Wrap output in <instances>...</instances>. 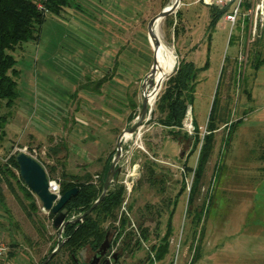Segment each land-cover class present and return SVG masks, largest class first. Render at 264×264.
Instances as JSON below:
<instances>
[{"label": "rangeland", "instance_id": "374dc122", "mask_svg": "<svg viewBox=\"0 0 264 264\" xmlns=\"http://www.w3.org/2000/svg\"><path fill=\"white\" fill-rule=\"evenodd\" d=\"M69 1L79 7L83 17L76 15V19L66 22V19L49 12L45 15L39 39L22 42L11 51L16 59L15 68L19 70L16 78L18 104L21 98L36 104L38 90L36 84L31 82L34 79L36 60L39 59V62L43 61L52 68L59 62L65 63L64 74L67 72L66 75L78 82L76 80L82 64L94 63L103 55L108 33L101 7L92 4L93 0ZM173 1H105L109 6L115 7L110 8L111 24L108 25L111 52L109 56L104 57L111 66L101 79L112 74L119 63L118 68H124L123 76L127 84L126 93H121L119 99L110 101L109 122L102 123L96 119L95 127H89L91 133L97 135L100 140L103 137L106 141V123H109V142L100 146L98 151L91 152L88 160H83L69 150L70 147L65 142L66 137L61 136L62 132L69 133L72 126L77 124L76 119H73L74 113L78 115L84 111L85 101L78 93H82L81 89L89 90L93 83L98 81L96 80L89 82L87 88L84 87L86 83H80L76 87L69 106L65 107L68 114L59 117L58 134L52 136L49 141L47 137L46 141H40L37 137L29 138L28 128H35L38 122L28 121L27 130H22L20 136L14 138L7 134L0 138V160L4 162L23 147L36 149L37 160L47 175L49 166H55V172L50 173L53 180L59 177L61 164L64 163L67 172L78 175L90 173L93 181L97 182L105 159L116 150L117 136L135 122L141 106L142 82L149 73L153 59L156 54L165 55L161 63L163 65L170 57L168 51L155 41L154 44H149L147 24L150 18ZM90 19L96 22L93 23ZM209 21L210 7L199 0H180L176 10L162 19L158 28L162 40L173 49L176 56L175 67L181 58L192 61L197 67H202L207 62L198 73L194 107L192 111H188L187 119L184 120L185 129L190 119L194 118L200 134L205 133L207 117L218 87V129L197 195L190 206L191 209L197 210L203 207V222L194 232L191 216L185 217L188 207L187 193L181 194L177 198L172 220L174 231L169 252L161 261L155 260L154 256L152 258L153 253L149 248L157 242L156 231L162 235L165 230L167 211L173 207L181 179L185 177L187 188L191 183V174L184 172L183 163L194 166L197 151L193 149L192 140H184L183 137L179 139L181 141L173 139L168 134V129L156 122L158 113L152 115L150 112L137 131L128 138L123 137L121 142L122 157L118 162L120 172L116 184L130 178V190L126 188L123 201L115 212V220L110 219L105 223V227H108V239H112L114 227H118L119 220L125 218L124 232L132 230L135 235L130 240L129 247H124L125 243L121 241L117 243L119 246H115L119 247V254L122 256L118 264H189L196 244L199 245L201 253V258L196 264H264V169L263 162L258 158L261 148L264 147V64L257 70L254 68V50H257L255 43L250 45L245 62L238 59L242 38L240 35H243V44L247 37V21L243 28L241 24L232 27L221 17L212 29L208 27ZM71 22H75V25H71ZM62 52L72 58H65ZM258 54L263 56L262 53ZM172 73L173 71L166 75L159 89L157 87L152 110L164 88V82ZM100 85L102 86L103 82ZM132 113H135V116L129 121L128 116ZM238 119L241 120L238 122ZM231 123L235 125V129L230 141L226 142L225 137ZM77 128L76 137L80 138L82 129L79 126ZM102 128L105 136L101 135ZM53 140L55 141L52 142ZM52 145H59L60 149L54 153L49 149ZM146 159L154 161L156 173L165 180L162 185L150 186L148 182L140 179L143 171L141 166ZM13 171L19 175L16 169L13 168ZM11 184L12 189L5 183L2 184L5 206L0 204V237L4 239L10 251L17 249L31 257L33 264H37L58 241L59 236L51 225L52 220L48 218V212L43 210L35 195L39 209L34 218L46 227L42 230L41 237L38 235L22 207L23 204L27 206V200L13 179ZM139 223L149 229V240L141 241V246L137 247L135 239L139 235ZM26 236L31 239V243L27 242ZM92 253L90 249L84 248L79 252L78 258L86 261ZM147 255H150L153 261ZM58 260L62 264H69L65 254H61Z\"/></svg>", "mask_w": 264, "mask_h": 264}, {"label": "trees", "instance_id": "16d2710c", "mask_svg": "<svg viewBox=\"0 0 264 264\" xmlns=\"http://www.w3.org/2000/svg\"><path fill=\"white\" fill-rule=\"evenodd\" d=\"M38 0H0V138L6 135V125L14 114L15 108L18 104L19 93L17 85V76L19 70L15 68L16 59L11 54V51L22 42L30 40L37 41L39 39V32L45 20L46 13L37 8ZM45 8L50 13L59 14L64 6L71 5L69 0H46L44 2ZM224 10H219L215 7H210V21L208 24L209 29H212L218 20L222 17ZM177 28H175V31ZM258 41L255 42L256 45ZM254 68L257 70L263 63L264 57H260L258 52H254ZM207 65V62L202 67H197L192 61L185 58L178 60L177 67L174 68L173 73L170 74L164 82L159 97L155 101V108L151 111L152 115L157 112L156 122L161 126L168 129V134L178 141L181 137L184 140H192V146L197 151L196 162L194 166H188L183 163L184 172L191 174V183L187 188L185 177L181 179L180 189L173 200V207L167 211V220L165 223V230L162 235L156 231L157 242L152 244L149 250L153 253L154 259L161 261L168 254L170 249V239L173 235V216L175 207L177 205V198L184 192L187 193V208L185 217L191 216V224L194 232L196 228L203 222V207L199 210L196 208L191 209L195 196L199 189L203 172L205 171L206 164L213 149L215 140V132L218 129L216 122V109L218 102V87L213 97L212 106L207 117L206 131L203 135L200 134L199 126L194 118H192L193 131L189 133L184 128V120L187 117L188 111L193 110L195 91L198 84V73ZM105 79H99L94 84L98 88ZM88 84V85H87ZM89 86L86 83L84 87ZM250 97V94H248ZM135 116L132 113L128 116L131 121ZM151 120L153 117L150 118ZM241 119H238L239 122ZM235 125L228 128L225 141L231 139V135ZM64 143V142H63ZM61 145V144H60ZM65 150V144H63ZM56 153L60 148L59 145H54L50 148ZM115 151H112L104 161L101 172L98 174L97 182L93 181L92 174L84 173L82 175L69 173L64 168V163L61 164V171L56 181L60 186V194L65 191L76 187L77 192L61 209L66 214V219H72L79 214L86 211L94 201L99 197L103 188V182L106 177L107 170L111 164L112 157ZM15 153L11 154L4 162L0 160V204L5 206V195L3 192L2 184L5 183L9 188H13L11 179L14 180L17 188L22 192L23 197L27 200V206L22 205L23 210L34 226L38 235H42V230H45V224L38 222L34 218L39 209L36 201L35 194L25 185L20 175H16L13 168L19 173V167L15 160ZM259 160L264 162V147L261 148ZM142 174L140 179L148 182L150 186L162 185L165 181L161 175L155 171L154 161L146 159L142 163ZM48 177L52 180L50 173L55 172V166L50 165L48 170ZM126 192L125 185L118 183L114 187L109 188L107 194L103 199L92 209V211L84 217V219L68 222L61 235L65 239L62 243L60 250L56 253L47 264H62L58 258L61 254H65L68 258L67 263L78 264V254L84 248L96 252L106 235L109 237L108 227H105L110 219L115 220V212L121 205ZM170 202V200L168 201ZM130 209V207H129ZM54 214L49 212L48 218L53 219ZM126 219L119 220V226L114 227V235L112 239H108L109 246L114 247L118 241L124 242V247H129L130 240L134 238L135 233L132 230L124 232ZM52 225V223H51ZM53 227V225H52ZM201 227V226H200ZM58 234V229L54 227ZM137 239L135 245L141 246V241L149 240V229L143 227L141 223L138 224ZM199 234L201 229L198 231ZM28 243H31L29 237H25ZM128 240L129 242H126ZM58 241L49 249V251L41 257L37 264H41L45 257L54 249ZM151 259L150 255H147ZM201 258L200 247L195 245L193 256L189 264H196ZM153 261V259H151Z\"/></svg>", "mask_w": 264, "mask_h": 264}, {"label": "crops", "instance_id": "0c3cea01", "mask_svg": "<svg viewBox=\"0 0 264 264\" xmlns=\"http://www.w3.org/2000/svg\"><path fill=\"white\" fill-rule=\"evenodd\" d=\"M105 1L106 0L92 1V4H94L96 7H101L102 15L103 17H105L107 22V25H104H106L107 27L108 42L106 45H104L106 47L103 48V55L99 56V58L95 60L94 63L89 62L82 64L79 76L77 77L78 80H76L78 82L72 80L70 75H66L67 72L64 74L65 63L59 62L55 64L54 69L46 63H43V61L39 62V59L36 60V70L33 74L34 79H32L31 81L32 83L36 84L38 90L36 104L30 103L24 98H21L22 100L19 101L18 107L16 106L13 116L6 125V135L10 134V136L14 138L20 136V132L22 130H27L28 121L36 120L38 124H35V128H28L27 130L29 131V138L35 139V137H37L40 141H46L45 139L47 137L49 141L52 136L58 134L59 132L60 115L65 117L68 114L65 107L69 106L70 98L71 96L75 95L76 87H78L80 83H93L96 80L105 77L106 73L108 72L111 66L109 62L105 61L104 59V57L109 56L111 52V38L108 27V25L111 24L110 8L115 7L112 5L109 6L108 2ZM80 13L81 12H79V7H76L71 4L69 6L62 7L59 14L57 15L59 18H64L66 19V22H69L73 18L76 19V15L80 17L84 16ZM85 18L87 19V17ZM90 21L93 23L96 22L94 19H90ZM103 22H105L104 18ZM71 23V25H75V22ZM85 35L87 36V34ZM256 45L257 46L254 47L257 50H254V52L262 53V57H264V28L262 31V36L258 40V43ZM62 55L65 58H72L71 55H68L63 52ZM262 64H264V61ZM118 67H120L119 63L116 66V70L113 71V73L115 72V74H109L107 78H105V81H103L102 86L100 85L98 88H95L93 84L89 90L81 89L83 90L81 91L82 93L78 94L79 96H82L85 101L84 111L79 113L78 115L77 113H74L73 119H76L77 124L72 126L71 130L68 131L69 133L62 132L61 134V136L66 137L67 140L65 142L70 147L69 150L73 151V153H76L83 160H88V157L89 155H91V152L98 151V148L100 146H104L105 143L109 142L111 127L109 123H106L108 124V128L106 130V141L103 139V137L100 140L97 135L91 133L89 127H95L96 124L94 121L96 119H99V121L101 120L102 123H105V121L109 122L111 113L110 101H112L113 99H119L121 93H126L127 84L123 76L124 68L119 69ZM56 68H59L60 70ZM78 126L82 129L80 130L82 132L80 138L76 137ZM101 135L105 136L103 128ZM54 141L55 140H53L52 142ZM52 142H50V146ZM0 264H33V259L29 256L24 255V253L19 252V250L17 249L10 251V249L8 248V252L0 256Z\"/></svg>", "mask_w": 264, "mask_h": 264}, {"label": "water", "instance_id": "95a60500", "mask_svg": "<svg viewBox=\"0 0 264 264\" xmlns=\"http://www.w3.org/2000/svg\"><path fill=\"white\" fill-rule=\"evenodd\" d=\"M180 0H174L173 3L169 6L163 8L158 14L150 18L147 24V33L148 38L154 39L156 44L159 45L158 38L156 36L155 28L157 22L164 19L166 16L173 13L176 8L179 6ZM156 60L153 59V63L149 70V73L145 76L142 82V100L140 110L135 117V122L131 127L125 128L116 139V150L114 156L112 157L111 164L107 170L106 177L103 182V188L99 197L94 201V203L83 213L79 214L77 217L72 219H66V214L61 211L63 206L70 200V198L76 194L77 188L73 187L59 196L51 192L49 187V177L47 175L44 167L30 155L25 153L24 151H17L15 154V160L19 167V175L23 180L25 185L37 196L39 199L43 210L48 213L51 212L55 216L52 219L53 227L58 229V243L54 247V249L45 257L41 264H47L48 261L60 250V247L65 239L61 238L64 226L71 221L83 220L86 215H88L92 209L103 199V197L107 194L110 186L114 187L118 181V175L120 172V166L118 162L122 157V139L124 134L127 133L129 135L135 133L137 129L142 125V122L147 119L148 114L151 112V107L148 105V99L145 96V92L150 86L158 89L161 87L164 79H160L158 81H151L150 76L154 74L156 68ZM166 76H164L165 78ZM109 247L108 235H106L105 240L101 244L100 248L96 251L94 257L92 258L90 264H97L100 260L101 256L105 253L106 249ZM116 258V256H115ZM102 264H110L108 259L104 260Z\"/></svg>", "mask_w": 264, "mask_h": 264}, {"label": "built area", "instance_id": "2783aa9c", "mask_svg": "<svg viewBox=\"0 0 264 264\" xmlns=\"http://www.w3.org/2000/svg\"><path fill=\"white\" fill-rule=\"evenodd\" d=\"M46 0H38L37 8L40 11L49 13L47 8H45L44 2ZM203 2L208 7H215L219 10H224L222 18L229 22L232 27L236 24H241V28L244 27L245 22L248 24V32L245 43L243 44L242 38L239 46V54L238 59L246 61V58L249 53V47L252 46L256 41H258L262 36V31L264 28V0H199ZM242 36V33L241 35ZM243 37V36H242ZM188 114V113H187ZM187 119V118H186ZM185 119V120H186ZM189 133L193 131L192 120L190 119L189 124L186 129ZM24 151L32 158L37 160L38 152L36 149H28L27 147H23V149H19ZM30 150V151H29ZM38 161V160H37ZM50 191L56 193L58 196L60 195V186L56 180H50ZM123 184L125 188L130 190L131 180L124 179ZM126 214L128 215V211L124 208ZM143 242V241H142ZM8 252V246L6 245L4 239L0 237V256L4 255ZM153 258V255H152ZM175 264V263H174Z\"/></svg>", "mask_w": 264, "mask_h": 264}, {"label": "bare ground", "instance_id": "6f19581e", "mask_svg": "<svg viewBox=\"0 0 264 264\" xmlns=\"http://www.w3.org/2000/svg\"><path fill=\"white\" fill-rule=\"evenodd\" d=\"M159 24L160 21L157 22L156 28H155V32H156V36L158 38L159 41V45L161 47H163L164 49H166L170 55V57L168 59H166V61L164 62L163 65H161L162 61L164 60V56L162 54H156L155 60H156V68H155V72L153 75L150 76L151 81H158L160 79H164V76L168 75L171 71H173V69L175 68L176 65V56L173 52V49L171 47H169L160 37L159 33H158V28H159ZM149 42L154 44V39L149 38ZM160 53V52H159ZM156 93H157V87L154 88L153 86L149 89L146 90L145 92V96L148 99V105L150 107H152L154 100L156 98ZM189 114V113H188ZM130 135L125 133L124 137L128 138ZM125 141V140H124Z\"/></svg>", "mask_w": 264, "mask_h": 264}, {"label": "flooded vegetation", "instance_id": "af4514ba", "mask_svg": "<svg viewBox=\"0 0 264 264\" xmlns=\"http://www.w3.org/2000/svg\"><path fill=\"white\" fill-rule=\"evenodd\" d=\"M115 246H119V245H115ZM114 247L109 246L106 249L105 253L101 256V258L97 264H102L104 262V260H106V259H108L110 261V264H118L119 260L122 256L119 254V247H115L116 250H114ZM95 253L96 252H93L92 255L90 256V258H87L86 261H82V260H80V258H78V264H90ZM115 256H116V258H115Z\"/></svg>", "mask_w": 264, "mask_h": 264}]
</instances>
